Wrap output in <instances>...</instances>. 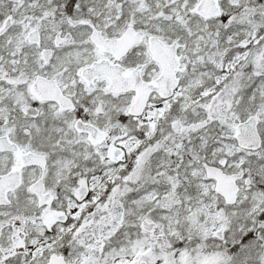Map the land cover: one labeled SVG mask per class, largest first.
I'll return each mask as SVG.
<instances>
[{
    "label": "snow or ice",
    "instance_id": "obj_1",
    "mask_svg": "<svg viewBox=\"0 0 264 264\" xmlns=\"http://www.w3.org/2000/svg\"><path fill=\"white\" fill-rule=\"evenodd\" d=\"M0 264H264V0H0Z\"/></svg>",
    "mask_w": 264,
    "mask_h": 264
}]
</instances>
